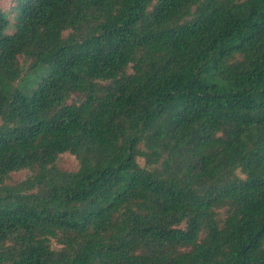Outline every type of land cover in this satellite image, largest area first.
<instances>
[{"label":"trees","instance_id":"obj_1","mask_svg":"<svg viewBox=\"0 0 264 264\" xmlns=\"http://www.w3.org/2000/svg\"><path fill=\"white\" fill-rule=\"evenodd\" d=\"M0 264H264V0H0Z\"/></svg>","mask_w":264,"mask_h":264},{"label":"rangeland","instance_id":"obj_2","mask_svg":"<svg viewBox=\"0 0 264 264\" xmlns=\"http://www.w3.org/2000/svg\"><path fill=\"white\" fill-rule=\"evenodd\" d=\"M57 166L63 170H68V171H76L79 167V162L78 160L70 155V154H64L60 156ZM29 173L26 171H21L18 173H13L9 180L6 182V184H15L17 182L22 181Z\"/></svg>","mask_w":264,"mask_h":264}]
</instances>
